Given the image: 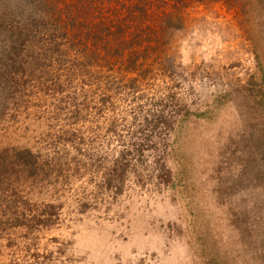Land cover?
Returning <instances> with one entry per match:
<instances>
[{
	"label": "rangeland",
	"instance_id": "374dc122",
	"mask_svg": "<svg viewBox=\"0 0 264 264\" xmlns=\"http://www.w3.org/2000/svg\"><path fill=\"white\" fill-rule=\"evenodd\" d=\"M35 1L0 0V52L17 53L29 33L34 50L0 60L10 72L0 151L30 150L46 166H18L1 182L0 264H264V0H108L92 21L88 0H69L81 24L115 30L105 39L57 22V0ZM136 34L147 37L136 59L93 52L123 50ZM178 107L203 113L180 175L169 122L153 116L164 110L175 124ZM149 137L156 144L109 183L112 158ZM25 198L52 206V219L24 224L15 207Z\"/></svg>",
	"mask_w": 264,
	"mask_h": 264
},
{
	"label": "trees",
	"instance_id": "16d2710c",
	"mask_svg": "<svg viewBox=\"0 0 264 264\" xmlns=\"http://www.w3.org/2000/svg\"><path fill=\"white\" fill-rule=\"evenodd\" d=\"M17 1V0H16ZM23 6H29V7H36L35 4V0H18ZM59 4H57V11L55 13H59V18L56 19L57 22H61L63 24L66 25L67 28L69 27H77L80 26L85 34H82L83 37H92L94 39H97L99 37H103V39L108 38L107 36H109L110 34H114L115 30H112L111 27L106 28L107 34L105 33L104 35H98V33H96V25L95 27L93 25H88L85 26V23H82L77 20L75 18V13H74V9L76 7V4L69 0H57ZM108 0H88V3L90 4V8L95 11H91V21L92 19H94V17L96 18L99 14L95 15L96 10H98L99 12L101 10L104 9L106 2ZM15 2V1H13ZM82 6V5H81ZM32 9V8H31ZM38 9V8H37ZM41 9V8H40ZM141 12L143 14H145V10L142 9ZM32 10L31 13L29 15V18L31 19H36V17L32 16ZM66 15V16H65ZM101 16V15H99ZM86 18V17H84ZM99 18V17H98ZM104 18H101V21L103 23V25L106 23V20H103ZM86 20V19H84ZM109 20V26H111L112 24V20ZM1 21H3V18H1ZM28 23V22H27ZM94 23V22H93ZM77 24V25H76ZM100 24V22H99ZM118 25V29H119V33H120V39L121 40H127V39H123L122 35H126V31L125 29H123L121 26L123 24H117ZM89 27V28H88ZM116 27V26H115ZM86 29V30H85ZM143 29V28H141ZM104 31V30H103ZM105 32V31H104ZM138 32V31H137ZM143 32L142 30H139V33ZM147 32V31H146ZM22 33V32H21ZM83 33V32H82ZM145 33V32H144ZM143 35V34H142ZM30 33L27 35H23V38L21 40V42H23V45L19 47L16 45H13V48H17L18 52L15 53L13 51H11V49H7V48H2L1 52H0V60H6V59H13L14 57H18L22 62H26L25 59L27 56H29V53L32 54V52H34V50H32V45L30 44V42L28 41V37H30ZM136 37L132 38L131 40L134 43L133 44H128L129 42H125L127 44H125L123 46V50H121L119 48L118 45L114 46L113 44H105L106 42H103V44H99L96 43L93 47L94 50L93 52L95 53H100L101 49L103 48L104 51H115L116 54H125L127 52H132V55L136 56L139 53V48L138 45L140 46V44L138 42H144L147 41V37L144 40L143 36L140 37L137 36V34L135 35ZM67 37V36H66ZM82 37V38H83ZM86 46L90 47L91 45L89 44H85ZM31 47V48H30ZM8 48H11V46H8ZM62 48L64 50L66 49H70V45H63L61 46L59 44L58 46V50L61 51ZM61 49V50H60ZM113 49V50H112ZM63 50V51H64ZM29 52V53H28ZM131 54V53H130ZM14 61L16 59H13ZM27 60V59H26ZM136 62V61H135ZM10 74L9 71H2L0 73V79L5 78L6 80L8 79V76ZM9 81V80H8ZM11 82V81H10ZM10 82H8L7 84H10ZM6 85V84H5ZM172 97L174 98V93L172 94ZM176 101H178V97L177 94H175V101L174 103H176ZM177 106V103L172 106L175 107ZM175 113L178 115V118L175 120V124H171L170 121H167V117H165V111L164 110H157L155 111V115L153 114L154 118H156V121L158 123H167L165 124L169 129H172L174 136H173V140L171 142L170 145V151L172 152L174 158L177 159V165H178V175L182 174V173H186L187 169H188V165L186 163V160L183 158L182 154H183V150L185 148V144L187 142V140L191 137V132L189 131L190 129V124L193 122H196L199 118L203 117V113L202 112H197V111H192L190 109H186V108H176ZM148 119V116L144 117V120ZM142 120V119H141ZM158 123H150L147 124V130L150 134H155L156 133V129L161 125ZM141 129L143 128V125L141 124ZM155 145L156 142L151 138H147L146 141H140L139 143L136 142V144L130 147H127L126 149H123L119 152V154L117 156H114L112 158V163L109 165L108 169V178L107 181L109 182V180H113L116 181L118 183H120L121 179H124V176L127 173V170L131 167L134 166V160H135V155H138V157L136 159H142L143 155L145 154L146 150H149L152 145ZM137 161V160H136ZM21 166L23 168V171H28L31 174H40L42 171H45L46 166L41 164V160L40 158L37 157V154L31 152L30 150H18V149H9L6 148L2 151H0V186H1V182L5 181V178L9 177L10 175L14 174V172H18L21 169H18L17 167ZM159 173L162 172V176L160 175V177H164V179L167 182H171L173 181L172 179V171L170 168H168L166 166V164H161V166L159 167L158 170ZM165 177H169V178H165ZM110 183V182H109ZM112 185V184H110ZM116 185V184H114ZM22 198V197H21ZM26 199V198H25ZM17 205L15 207V211H17V214L15 215L18 219L22 218L25 222L24 224H28L29 223H46L47 221H49V219H52L53 216V211H49V205H43L40 206L39 204H36L30 200H25L24 205L20 206L19 204H21V200L17 199ZM192 208V207H191ZM48 211V212H47ZM210 259L214 260V252H212L210 254Z\"/></svg>",
	"mask_w": 264,
	"mask_h": 264
}]
</instances>
